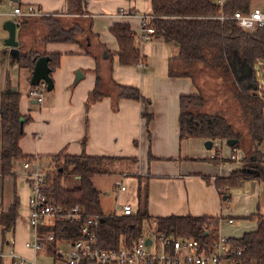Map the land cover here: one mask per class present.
Here are the masks:
<instances>
[{"label":"crops","instance_id":"0c3cea01","mask_svg":"<svg viewBox=\"0 0 264 264\" xmlns=\"http://www.w3.org/2000/svg\"><path fill=\"white\" fill-rule=\"evenodd\" d=\"M15 6L23 10L33 6L42 15L57 14L67 25L72 20H91L94 37L84 46L87 50L91 46L90 51L95 52L102 80L111 77L116 84L139 90L149 100L150 123L147 125L142 117L145 106L133 100L117 102L113 96H106L85 108L87 96L95 86L96 62L73 44L51 43L41 47L47 54L61 55L59 66L50 73L53 87L44 92L42 102L29 98L31 73L19 69L18 58L4 46L8 33L3 25L12 20ZM81 8L82 15L67 16V0H0V92L9 83L10 88L21 95L19 112L29 118L22 124L23 135L19 140L22 153L38 161L60 152L71 156L84 152L88 156L118 159L111 163L115 179L110 190L115 194L106 186L100 189L94 185L104 193L103 199L100 195V203L105 214L119 215V207L129 204L133 213L143 207L148 217L154 219L169 216L220 219L216 234L227 239L254 231L256 224L249 218L258 213L264 216V208L261 209L264 187L253 180L238 182L233 187L221 185L217 188L214 183L217 178H227L242 167L241 163L227 161L235 151L221 141L211 142L208 149L203 139H179V98L199 91L191 78L169 76V61L176 56L177 48L162 37L154 36L147 43L137 44L140 55L145 58V66H121L118 62V47L110 33L111 26L127 24L137 33L139 20L136 15L151 14L150 1L81 0ZM120 9L124 11L123 16L119 14ZM20 32L17 28L18 52L20 44L31 48L29 42L26 40L27 44L20 37ZM86 40L88 38H80L82 43ZM234 67L237 79L249 74L246 67L240 68L236 63ZM78 71L82 79L75 83ZM14 173L15 177L0 178V210L6 211L15 197L19 202L12 231L4 238L0 235V252H7L9 241H14V252L21 257L35 260L50 257L44 264L59 263L64 259L63 252L56 254L54 246L49 250L48 244H44L37 254L25 250V242L31 237L28 225L30 191L20 163L15 164ZM120 176H124V192H117L114 187ZM103 201L110 209H104ZM229 220L231 224L227 223ZM236 220L247 230L241 231L242 226L234 227ZM16 230L25 235L22 243L15 237ZM2 264L12 262L4 258Z\"/></svg>","mask_w":264,"mask_h":264},{"label":"trees","instance_id":"16d2710c","mask_svg":"<svg viewBox=\"0 0 264 264\" xmlns=\"http://www.w3.org/2000/svg\"><path fill=\"white\" fill-rule=\"evenodd\" d=\"M67 16L82 15L81 0H67ZM152 18L149 26L154 29V36L162 37L165 42L172 43L177 48L176 56L169 61V76L189 77L194 83V76L187 72L194 66L201 65L204 71L212 70L218 73L224 82L229 97L240 107L243 120L247 119V138L233 127L225 112L205 113L206 98L201 88L198 94L183 95L179 98L178 130L179 139H203L205 141L227 142L236 140L230 147L236 157V151L246 153L240 159L242 167L232 171L227 178H217V188L233 187L242 181H258L264 187V154L260 146L264 143V108L261 98L253 93L256 87L253 69L257 61L264 62V28L253 35H245L238 31L232 20L220 22L217 17L220 10L211 0H149ZM255 1L264 0H227L223 14L230 17L235 12L248 13ZM33 20L43 29V36L34 42L31 48L19 45L17 64L19 69L32 72L37 58L49 57L48 66L53 72L59 66L60 54H47L41 47L51 44H73L81 47L86 55L95 59V86L88 94L85 108L101 101L106 96H113L118 102L122 99L140 102L145 106L142 117L148 125L152 114L147 107L149 100L145 99L139 90L116 84L111 77L102 80L95 52L85 46L90 41L92 21L79 22L72 20L65 24L57 14H44ZM23 19L21 26L29 23ZM20 26V27H21ZM19 27V28H20ZM110 33L117 42L118 62L121 66H140L145 58L140 55L133 32L127 24H113ZM80 38H88L82 43ZM85 45V46H84ZM107 53V51H106ZM108 55V53H107ZM248 67L250 73L242 78L235 77L234 64ZM145 64V63H144ZM181 70V72H180ZM46 91V90H45ZM21 95L14 92L9 83L0 92V178L15 177V164L33 158L26 156L19 148L22 124L29 121L19 112ZM249 153V156H248ZM118 159L111 157L88 156L84 152L71 156L60 152L50 157L51 165L47 169L49 190L47 192L53 206L67 210L73 207L81 209L80 217L72 222L58 221L53 228L41 229L42 232L52 230L54 239L73 242L81 238L80 229L84 222L98 216L97 244L107 251H117L122 240L137 238L142 230V224L150 219L146 212L138 211L132 215L105 214L100 203L101 193L95 188L93 179L112 172V162ZM232 160V159H230ZM227 160V161H230ZM76 182L73 188L65 187L64 180ZM225 185V186H224ZM222 187V188H223ZM18 199L14 198L6 211L0 210V235L11 232L17 218ZM249 219L255 222L252 232L244 233L239 238H230L234 249L240 251L235 256L239 264H264V216L260 213ZM159 231L176 238H191L201 245L208 246L216 238L220 219L191 216H169L156 218ZM4 241V240H1ZM49 250L53 244L49 243ZM0 264L2 259L0 258Z\"/></svg>","mask_w":264,"mask_h":264},{"label":"built area","instance_id":"2783aa9c","mask_svg":"<svg viewBox=\"0 0 264 264\" xmlns=\"http://www.w3.org/2000/svg\"><path fill=\"white\" fill-rule=\"evenodd\" d=\"M220 13L217 19L220 22L232 20L235 27L245 35H253L257 30L264 28V6L253 7L248 13L235 12L228 17L223 14L227 0H211ZM120 15H124L122 9ZM41 13L33 6L24 10L15 6L12 10V21L19 28L23 19L39 17ZM139 20V29L133 33L138 45L149 42L154 37V29L149 26L152 18L149 15H136ZM145 66L144 63L140 67ZM46 84L41 82L32 87L28 97L40 103ZM261 103L264 108V97ZM231 159H235L234 155ZM23 178L30 191L28 225L31 239L25 242V248L39 253L44 244H53L54 252H62L61 246L66 247V258L53 264H235V256L240 251L233 248L229 239L216 234L208 246L201 245L191 238H176L159 231L156 219L150 218L143 222L140 235L135 239L122 240L117 251H107L99 248L97 244L98 216L87 219L80 229L81 238L77 241H57L52 230L42 232L41 229L53 228L58 221L72 222L80 217L81 209L73 207L69 210L60 206H53L48 198L49 182L47 171H44L37 158L21 162ZM114 187L117 192H124V176H120ZM120 215H132L133 209L129 204L119 207ZM227 223L231 224L229 220ZM14 241H9V250L0 252V258H8L12 264H39L35 259H27L17 255L13 249Z\"/></svg>","mask_w":264,"mask_h":264},{"label":"rangeland","instance_id":"374dc122","mask_svg":"<svg viewBox=\"0 0 264 264\" xmlns=\"http://www.w3.org/2000/svg\"><path fill=\"white\" fill-rule=\"evenodd\" d=\"M259 6H264L263 1H255L252 4V8L253 7H259ZM19 31H21L20 37H22L24 39V42L27 40L29 42V44L27 43V41H26V43L29 46L31 45V47L34 44V41L39 40L44 34L43 29L39 25V23H35L33 20H30L27 25H25L23 27L21 26L19 28ZM203 68L204 67H202L201 65H198V66L191 67L190 69L187 70L188 73H190L191 75L194 76L196 85L199 88H201L202 94L206 98L205 107L201 111L205 112V113H209V114L214 113V112H220V111L225 112V114H226L225 117L227 118V121H229V123H231L233 125V127H236V130H239V132H241L242 134L244 133V135L242 137L243 142H244L245 139L247 138L246 123H245V122H247V119L243 120L244 117H243V114L240 110L239 105H237L229 97V95L227 94V89L226 88L223 89L224 82L219 78L218 73L215 71L209 70V69L204 71ZM260 70L261 69L259 68V63L257 61V63L254 66V69H253L255 82H256V87L253 90V93L259 97H261V96L264 97V79L260 75ZM180 72H181V70H180ZM223 146H224V144H223ZM259 149L264 154V143L260 146ZM242 153H243L242 157H244L246 155V153H244V151L237 150L236 151V157H235L236 160H230L229 159L230 160L229 162L234 161L233 163H237V164L240 163V159L242 158L241 157ZM248 156H249V153H248ZM39 162H40L41 168L44 171H47L49 163L51 162L50 158L43 157V158H41V161L39 160ZM113 171H114V169H113ZM99 177H96L95 180H93L94 185L100 189L106 186L108 188V190H110L111 183L115 179L113 176V172H111L110 174H107V175L99 176ZM69 180L70 179H67V180L65 179L63 182V185L65 187H70V188L75 187L76 182L74 180H71V181H69ZM110 192H112L111 194H115L114 190L113 191L110 190ZM103 195H104V193L101 194V199L104 198ZM112 201H113V199H112ZM103 204H104L103 207L105 210L110 209L108 206L105 205V201H103ZM110 207L113 208L114 205H112ZM263 208L264 207L261 203V209L263 210ZM140 210L143 212L146 211V210H144L143 207H141ZM235 226H238V227L242 226V224L240 223V220L235 221L234 227ZM142 227H143V224H142ZM243 227L244 226H242L241 231L244 229ZM245 230H247V229H244V231ZM15 234H16L15 237L18 240V242H21V239H23V237L25 236V235L23 236L24 233L21 232L20 230H19V232L16 230ZM7 238H8V240L11 238L10 234L7 235ZM30 239H31V237H30ZM60 249L63 252V257L66 258V247L61 246ZM25 250H27V249H25ZM36 259H37L36 260L37 263L44 264V263H47L51 258L47 257L46 259H44V258L40 259L37 257Z\"/></svg>","mask_w":264,"mask_h":264},{"label":"water","instance_id":"95a60500","mask_svg":"<svg viewBox=\"0 0 264 264\" xmlns=\"http://www.w3.org/2000/svg\"><path fill=\"white\" fill-rule=\"evenodd\" d=\"M3 29L8 33L7 39L4 40V46L10 48L12 54L18 58L19 52L17 50L18 42L16 41V26L12 20H8L3 25ZM49 57H39L34 63L33 70L31 72L30 85L32 87L38 86L41 82L46 84L47 92L52 90L53 82L50 77L51 69L48 66ZM260 70V75L264 79V62L262 60L258 61ZM248 73L250 69L246 67ZM82 79V74L80 71L76 72L75 83H78ZM236 143V140H228L226 144L232 147ZM212 143L210 141L205 142V147L210 148ZM264 190V189H263ZM225 199V198H224ZM239 264V263H235Z\"/></svg>","mask_w":264,"mask_h":264}]
</instances>
